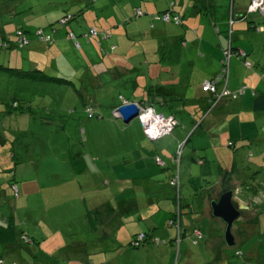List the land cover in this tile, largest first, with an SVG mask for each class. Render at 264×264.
Listing matches in <instances>:
<instances>
[{
    "label": "rangeland",
    "instance_id": "374dc122",
    "mask_svg": "<svg viewBox=\"0 0 264 264\" xmlns=\"http://www.w3.org/2000/svg\"><path fill=\"white\" fill-rule=\"evenodd\" d=\"M14 1L22 2L21 5L18 4V12L25 9L27 0ZM226 2L227 4L221 8L228 12L229 2L232 3V0ZM248 3L249 0H235V14L246 11ZM2 6L0 0V7ZM4 15L0 13L2 17L0 36L1 32H13L15 24L20 26L22 23L25 30H35L39 22L40 27L47 24L45 19H40V14L36 16L32 12L15 15L12 18L7 14ZM248 21L264 26V15L257 12L249 14L245 22L240 24L242 29H248ZM159 25L164 24L160 22ZM166 25L165 29L169 32L170 29L175 32L182 27L174 23ZM233 31V38L239 35L234 26ZM146 34L132 39L138 48L130 62L135 71L139 70L143 77L146 72V61H149L153 55L161 56L157 53L160 47L152 50V46L156 41L162 44L167 40L166 37L155 38L152 34ZM79 40L84 39L80 36ZM142 47H145V55L142 54ZM258 48L257 53L260 55L258 59L261 60H259L260 66L257 67L264 70V45ZM18 49H14V54L25 53ZM6 51L8 50L0 48L2 66L21 63V59H18V62L14 59L7 61ZM45 55L49 56V59L45 58ZM45 55L39 59V62L48 66L46 73L50 76L53 74V76H62L60 78L68 79L70 82L65 84L53 81H31L29 78H21L0 68V215L4 216V220L13 216L16 228L25 232L30 239V242H27L20 238V242L24 245L32 243V239L28 236L29 231L39 232V237L35 236L40 245L37 246L38 256L53 264H241L244 256L235 255L236 250H241L246 255L253 253V258L255 261L258 260L257 262L264 259V224H260L261 227L258 229L252 226L248 228L247 234L250 232V236L234 247L224 246L223 240L220 241V245H211L209 248L212 253L204 241L193 243L190 237L191 230L181 237L177 218L171 219L172 225L168 223V217L180 212L178 202L184 194L186 184L191 186V191L197 190L192 196L197 198L196 195L201 193L200 182L183 181L180 183V187L183 188L180 195H177L173 188L172 190L164 188L161 196L158 193L145 194L142 190L135 189L137 187L132 181H128L141 173L162 172L158 165L140 168L141 164L137 166V163L149 160L153 154L154 158L168 159L169 156L172 159L173 153H177L175 134L184 131L183 128L188 126L185 124L190 120L188 115L181 116L177 110L169 114L163 111V115L174 117V124L169 133L153 141L149 140L137 116L128 123H125L121 117H118L120 119L115 123V118L110 116L113 99L117 98L119 93L114 89L113 84L100 87L92 85V79L89 77L97 74L95 68L106 67L105 61L96 58L95 64L91 66L93 69H90L91 67L80 64L79 56L67 46L59 50L57 47ZM161 58V63L166 65L173 63L172 59L175 57L164 53V57ZM183 66L185 67L184 63ZM221 66L220 62V68ZM197 73L193 75V84L201 76H206L200 69ZM100 75L102 80H110L106 73ZM121 90L127 96L129 89L121 87ZM12 94L13 98L26 99L27 104L33 107L32 113L23 116L6 115L10 113H6L7 105L2 101H11L12 98L7 96L10 97ZM89 99L94 101L95 111L103 114L102 118L87 117L88 112L83 109L82 103ZM153 109L161 113L158 109ZM180 117L184 118V122L180 121ZM259 117L256 114L252 116L253 120L257 119L258 124L261 122ZM195 126L190 131H193ZM254 127L256 126L243 124V130L249 134L254 132L251 131ZM84 128L85 133H81ZM263 132L264 128L259 130V133ZM186 136L187 134L180 142L183 145ZM189 140L188 153L191 152L189 144L194 142L191 138ZM204 150L207 156L211 155L210 148ZM208 162L209 158L204 157L203 164L206 165ZM133 163H136V166ZM176 163L177 159H174L171 165L176 167ZM205 171L209 177L210 171L208 169ZM256 176L254 175L253 182L250 183L253 187L252 191L260 190L259 193L264 196V179ZM11 183L15 184L16 192ZM195 198L190 200L195 202ZM131 199L140 201L142 207L133 210L134 213L129 211L113 215L114 217L106 220L103 226L108 230L109 237L103 240L95 239L99 232L95 231L94 227L100 228V220L104 223L101 219L102 215L107 216L113 209L117 211V207L111 206H115L118 200L120 202ZM103 201L111 205L110 209H104L98 215L94 214L96 222L93 225L90 216L86 220L81 210L84 211L87 206ZM149 202L157 204L159 209L149 207ZM181 202L184 200L181 199ZM198 224L200 227L204 225L207 227L208 222L199 219ZM163 230L164 234L161 233ZM151 232H153L152 240L149 238L146 240L147 236H145L136 244H131L139 235H149ZM236 234L239 237V231ZM90 241L94 242L90 243ZM77 242L90 243L85 245L90 252V256H87L88 263L67 259L72 249L74 250L70 246ZM28 250H24L27 256H29ZM219 251L224 257L222 260L224 263L220 259H214V254ZM78 257L82 260L81 254Z\"/></svg>",
    "mask_w": 264,
    "mask_h": 264
},
{
    "label": "crops",
    "instance_id": "0c3cea01",
    "mask_svg": "<svg viewBox=\"0 0 264 264\" xmlns=\"http://www.w3.org/2000/svg\"><path fill=\"white\" fill-rule=\"evenodd\" d=\"M226 1L27 0L25 9L18 12L17 7L21 1L1 0L3 6L0 7V13L7 14L9 18L32 12L36 16L40 14V19H45L47 23L59 17L65 11L76 15L67 26L57 29L55 41L52 45L46 46L33 40L28 47L24 48V51L22 50V52H25L22 53L23 55L20 53L14 54V49L8 50L9 52L6 51L7 61L14 59L18 62V59H21V63L14 64V66L24 67L26 64L25 66L28 65L30 68L37 67V65H41L39 59L43 58L45 54L50 53L57 47L59 50L67 46L79 56L80 61L78 62L80 64L91 67L95 64L96 58L101 60L102 57L97 42L95 40H81L80 47L76 49L72 45L71 40L67 39L66 32L70 30L76 35H80L91 26L98 30H108L112 34V43L116 45V48L113 52H107L104 55L103 61H105L106 67H102L99 70L106 69L110 80H102L100 74L89 75V78L92 79V85L105 86L113 84L114 89L119 91L118 94L127 101H139V98L145 97L147 93L164 95L163 98L157 97L155 99L156 101L164 100L167 103L156 104L154 108L161 113L166 111L167 114L175 113L177 110L181 116L188 115L190 117L189 121L186 120L185 124L188 126L183 128L184 131H179L175 134L176 138L174 140L177 146L182 142L185 134L188 136L185 138L186 141L176 167L171 165L175 153H173L172 159L169 156L168 159L161 158L163 161L162 165L156 163L153 154L149 160L139 162L137 166L141 164L140 168L144 166L151 168L158 165L162 172L141 173L138 177H133L128 181H132L137 187L135 189L142 190L145 194L158 193L161 196L164 188L172 190L173 187L169 184V180L176 172H178L180 183L183 181L200 182L201 193L196 195L197 198L192 197L193 194L197 193V190L191 191V186L188 184H186L187 187H184V194L179 198L180 222L178 221L177 224H180L183 236L189 230H199L201 238L197 242L204 241L208 248L213 244L220 245V241H224V223L219 218L212 216L210 210V201L217 199L222 190L231 188L235 191L234 197L242 203L240 208L242 217L237 220L236 224V221L233 223L231 231L235 241L234 246L250 236V232L247 234L248 228L252 226L258 229L264 224V196L261 195V192L259 193L260 190L252 191L253 187L250 185L253 182L254 175L264 179V132L259 133V130L264 128V108L255 106L256 96L264 93V70L257 67L258 65L260 66L259 60H261L258 59L260 55L257 53V49L264 45V26L252 24V21H248L251 22L247 26L248 29H242L240 24L245 22L249 14L245 15V18L242 16L246 11H240L235 14V0H232V3L229 2V9L226 12V10L221 8L227 4ZM172 2L173 12L181 17V26L183 27H180L175 32L172 29H170L171 32L167 31L165 29L167 28V23H162L159 20L152 21L151 17L154 13L164 11ZM55 3L56 5H53ZM51 5L55 9L54 12L49 11ZM134 8H140L143 14L138 17H132ZM151 22H153L152 29L149 27ZM156 22H161L164 25H159ZM15 25L13 31L18 27L24 28L22 23H20V26ZM40 25L39 22L36 27H40ZM233 26L239 33L234 38ZM146 33L152 34V37L155 38L166 37L167 40L162 44L156 41V44L152 46V50L160 47L157 53L161 56L155 54L156 56L153 55L149 61H146V72H144L145 77H143L138 72L139 70L135 71L130 62L133 60L135 50L138 48L135 41L134 43L132 42V39L139 36L143 37L147 35ZM10 34L12 32H1L0 37H8ZM164 43L166 44L163 45ZM228 47H230L231 51L244 52L243 57L236 55V52L229 57L227 81L228 89L243 88V93L234 100L225 98L217 106L208 108L206 95L200 91L199 85L201 81L212 77L220 69L223 52ZM164 53L172 54L175 57L172 59L173 63L166 65L161 63L160 58L164 57ZM142 54L145 55V47H142ZM19 55L21 56L19 57ZM46 57L49 59V56L45 55ZM27 59L29 62L26 61ZM244 60L249 62V66L243 64ZM41 66L45 70L48 67L47 65ZM90 69L93 68L91 67ZM198 69L202 70L206 76H201L193 84V75L198 74ZM121 87L129 89L127 96L122 93ZM7 98L13 99V94L10 97L7 96ZM24 100L26 101V99ZM88 101H91V99ZM113 102L114 104L119 103V96L117 98L114 97ZM26 113L28 112L6 115L23 116ZM252 113L260 116L261 122L259 124L257 119L253 120ZM118 119L120 118H115L114 122L117 123ZM181 120L184 122V118L180 117ZM124 122L128 123L129 121L126 122L124 120ZM178 124L180 125V122ZM243 124L251 127L255 125L256 127L251 128V131L253 130L254 132L249 134L244 131ZM194 125H196L195 128L190 131ZM85 130V128L82 129L81 133H85ZM190 138L194 142L189 144L191 152L188 153L187 143ZM204 148H210L211 155L207 156ZM204 157L209 158V162L206 165L203 164ZM143 158L146 159L145 157ZM133 165L136 166V163H133ZM206 169L210 171L209 177L205 174L207 172L205 171ZM182 189L180 187L176 194L180 195ZM190 198H195L196 201H191ZM181 199L184 202H181ZM148 205L151 208L157 207V210L159 209L155 203L149 202ZM110 206L106 201L97 202L87 206L84 211L81 210V213L86 220L90 216L94 225L96 221H94L93 215L102 213L104 209L109 210ZM111 207H117V211L113 209L107 216L102 215L101 219L104 223L100 220V228L94 227L95 231L99 232L95 239L103 240L109 237L108 230L103 227L106 220L113 218L116 214H124L129 211L134 213L133 210H138V207H142V204L137 199L121 200L120 202L118 200L116 205ZM153 213L155 214L156 211ZM0 216L5 219L4 216ZM12 218L13 216L10 219H6L4 224L0 222L4 226L0 228V264H53L49 260L38 256L37 246L40 245H38L39 242L35 236L39 237V232L29 231L28 236L32 239V243L24 245L19 240L25 232L23 233L21 229L16 228ZM168 218L170 219L171 217ZM199 219L204 220L206 223L208 222L207 227L205 225L200 227L198 224ZM6 222L9 223L6 224ZM191 226L192 229H190ZM238 231L239 237L236 234ZM161 233L164 234L165 231L163 230ZM149 235L153 237V232ZM190 237L193 239L192 232ZM113 240L118 244L115 239ZM93 242L90 241V243ZM90 243L77 242L71 245L70 247L74 248V250L72 249L71 254H69L70 257H67V259L70 258L69 261L74 262L82 261L83 263H88L87 256H90V252L85 245ZM24 250L29 251V256L24 253ZM209 250L213 253L210 248ZM237 252H240V254H237ZM234 253L238 256H244V261L241 264H264V259L259 260V262H257L258 260L255 261L253 253L246 255L241 250H236ZM80 254L82 255V260L78 257ZM214 256V259L224 260L220 251ZM222 262L224 263V261Z\"/></svg>",
    "mask_w": 264,
    "mask_h": 264
},
{
    "label": "trees",
    "instance_id": "16d2710c",
    "mask_svg": "<svg viewBox=\"0 0 264 264\" xmlns=\"http://www.w3.org/2000/svg\"><path fill=\"white\" fill-rule=\"evenodd\" d=\"M250 2H251V0H249V3H248V5L250 4ZM53 5H56V3L55 4H53ZM248 5H247V7H248ZM49 11L50 12H54L55 11V9L53 8V6L51 5L50 7H49ZM164 13H169V16H170V19L169 20H167V21H163L162 19H161V16H162V14H164ZM251 13H253V12H248L247 11V9H246V13L245 14H243V16L242 17H244L245 18V15H247V14H251ZM143 14V11L140 9V8H134V10H133V13H132V17H138V16H141ZM75 16L76 15H74V14H71V13H69L68 11H65L62 15H60L59 17H56L55 19H53V20H51V21H49L45 26H43V27H36L35 28V30H25L23 27H18V28H16L13 32H12V34H10L8 37L6 36V37H1V39H0V48L1 49H5V50H10V49H15V48H19L18 50H24V48H26V47H28L29 45H30V43H31V41H33V40H35V41H37V42H41L42 44H44V45H46V46H50V45H52L53 43H54V41H55V32H57V29L59 28V27H65V26H67L70 22H71V20L73 19V18H75ZM174 16H176L177 18H178V21L176 22V21H174L173 20V17ZM152 21H156V20H159V21H161L162 23H174V24H176L177 26H181L182 25V22H181V17L178 15V14H176V13H174L173 12V2L172 3H170L169 5H168V7L164 10V11H161V12H158V13H154L152 16ZM230 22H231V20H230ZM232 22H233V18H232ZM229 23V22H228ZM231 24V23H230ZM248 24L250 25L251 24V22H248ZM149 27L150 28H152L153 27V22H151L150 23V25H149ZM91 29H93V31H94V33H91L90 32V30ZM38 30H40V32L44 35V36H49V40H40L39 39V37L38 36H36V32L38 31ZM22 34L24 37H26V39H27V43L25 44V45H23V46H18V44L16 43V41H17V36L18 35H20V34ZM70 33H72L73 35H74V38H70V37H68V35L70 34ZM82 37L84 40H86V41H91V40H95L96 42H97V44H98V46H99V50H100V53H101V55H102V57H101V60L100 61H103V57H104V55H106V53L107 52H113L114 50H115V48H116V45L114 44V43H112V34L108 31V30H98V29H96L94 26H91V27H89L86 31H84V32H82L80 35H76L74 32H72V31H70V30H67V32H66V37H67V39H69V40H71V42H72V45L76 48V49H78L79 47H80V40H79V37ZM76 43H78L79 44V47H76ZM227 49V48H226ZM225 49V50H226ZM224 50V51H225ZM7 52H9V51H7ZM236 52V50L234 51H231V54H234ZM244 56V55H243ZM243 56H239V57H243ZM223 59V58H222ZM27 62H29L28 61V59L26 60ZM244 62H247V61H243V64H244ZM248 63V66H249V62H247ZM26 65V64H25ZM24 65V67H18V66H9V65H5V66H2L1 64H0V68H3V69H6V70H8V71H10V72H12V74H14V75H17V76H19V77H21V78H29V79H31V81H33V80H39V81H53V82H58V83H67V82H70V81H68V79H64V78H60V77H62V76H60V77H58L57 75L56 76H50V74L49 73H46V70L41 66V65H37V67H33V68H30L28 65L27 66H25ZM245 65V64H244ZM246 66V65H245ZM95 72L97 73V74H104V73H106L107 74V71H106V69L105 70H99V69H95ZM219 72V71H218ZM49 74V75H48ZM216 74V73H215ZM214 74V75H215ZM110 75H112V74H110ZM213 75V76H214ZM212 76V77H213ZM212 77H209V78H207V79H210V78H212ZM227 81H228V79H227ZM201 83H202V81H201ZM201 83H200V85H199V89H200V91L203 93V94H205L206 95V102L208 103V108H213V107H215V106H217L218 104H220L225 98H228V99H232V100H234V99H236L240 94H242V93H240L239 91L242 89L243 90V88H238V89H236V90H231V91H235L237 94H236V96L235 97H233V96H226V97H224V98H222L217 104H215V105H213V99H214V93H212V92H210V91H203L202 89H201ZM101 85H97V86H95V87H100ZM94 87V88H95ZM220 88H221V86H219L218 88H217V90L219 91L220 90ZM226 88L228 89V86H227V83H226ZM75 90V89H74ZM230 90V89H229ZM217 91V92H218ZM78 94H79V92H78ZM118 96H119V99H120V102L119 103H116V104H112L111 105V112H110V116H112V118H116L113 114H112V111L114 110V109H116L119 105H120V103H121V100L122 99H124L123 98V96H121V95H119L118 94ZM163 96L164 95H155V94H153V93H147V95L145 96V97H141V98H139V101H136V102H138V103H140V104H142V106H144V107H147V106H149V107H151V108H154V106H156V104H166L167 103V101H165L164 102V100H161V101H156V99L155 98H157V97H161V98H163ZM256 96V95H255ZM155 99V100H154ZM21 100H23V101H21ZM129 101V100H128ZM135 101V100H134ZM133 100L132 101H129V102H134ZM2 102H4L6 105H7V110H6V112L7 113H25V112H28V113H32V111H33V107L31 106V105H29V104H27L28 102L27 101H25L24 100V98H13L11 101H6V100H3ZM93 100H91V101H87V102H83L82 104V107H83V109H85L87 112H88V116L87 117H97V118H102L103 117V114H101V113H97L96 111H95V108H94V105H93ZM25 103H26V105H25ZM255 106H258V107H261V108H264V93H261V94H258L257 96H256V99H255ZM27 108V109H23V108ZM88 109H90V110H88ZM28 110V111H27ZM123 120V119H122ZM124 121V120H123ZM155 160V159H154ZM171 179V178H170ZM170 181V180H169ZM169 184H170V182H169ZM171 185V184H170ZM179 185H180V182H179ZM13 186H15V184L14 183H12V187ZM172 186V185H171ZM16 187V186H15ZM174 189H175V187L174 186H172ZM180 187V186H179ZM178 191H179V188H178ZM175 192L177 193V191H176V189H175ZM178 205H180V202H178ZM177 216H178V218H177ZM174 217L175 218H177L178 219V221H179V213H176V215H174L173 217H171L170 219H169V221H168V223L170 224V225H172L171 223H172V221H171V219L172 220H174ZM0 222H1V224L3 223L4 224V222H5V220L3 219V218H1V216H0ZM180 222V221H179ZM9 222H6V224H8ZM0 224V228L3 226V225H1ZM4 227V226H3ZM180 228V227H179ZM178 228V229H179ZM177 229V230H178ZM177 230H176V232H177ZM197 230V229H196ZM199 231V230H198ZM23 235H25V234H23ZM144 235V238H145V236H147L146 237V240L149 238V239H151L152 240V237H150V235H148V234H143ZM22 236V235H21ZM183 235H182V233H181V237H182ZM192 237H193V243L195 244L197 241H198V239H200V238H194V236H193V231H192ZM21 238V237H20ZM21 240H22V238H21ZM150 240V241H151ZM134 241H135V239H133L132 240V242H131V244H134ZM237 254H240V252L238 253L237 252Z\"/></svg>",
    "mask_w": 264,
    "mask_h": 264
},
{
    "label": "built area",
    "instance_id": "2783aa9c",
    "mask_svg": "<svg viewBox=\"0 0 264 264\" xmlns=\"http://www.w3.org/2000/svg\"><path fill=\"white\" fill-rule=\"evenodd\" d=\"M247 11L248 12H253V13L257 12V13H259L261 15H264V0H251L250 4L247 7ZM161 19L163 21L169 20L170 19L169 13L162 14ZM173 20L177 22L178 18L176 16H174ZM90 32L94 33L93 29H91ZM36 36H38L40 40H49V36L48 35L44 36L40 32V30H38L36 32ZM68 37L74 38V35L72 33H70L68 35ZM27 42L28 41H27L26 37H24L22 34L17 36L16 43L18 44V46L21 47V46L25 45ZM75 45H76V47H79L78 43H76ZM236 55L243 56L244 52L243 51H236ZM230 56H231V49H230V47H228L223 52V59L221 60L222 66L220 68V71L217 72L212 78L205 79L201 83L203 91H210V92L214 93L213 105L217 104L222 98H224L226 96L230 95V96L235 97L236 94H237L235 91H231V90L226 88V83H227V79H228V67H229V57ZM244 64L246 66H248L247 62H244ZM219 86H221V88L218 91L217 88ZM239 92L242 93L243 90L241 89ZM128 103L129 102L127 100L122 99L120 105H124V104H128ZM132 103L135 104L138 107V109H139V113H138L137 117H138L139 122L141 123V126H142V129H143V132H144L145 136L149 140L153 141V140L157 139L158 137L163 136V134L165 135V134L169 133V131L171 130V128H172V126L174 124V120H175L173 116H170V115L169 116H165L163 114L157 113L154 110H152L151 107H149V106L144 107V106H142V104H140V103H138L136 101H134ZM119 106L112 111V114L116 118L121 117V113L118 110ZM149 109H151L153 111V117L147 123H144V122L141 121L140 117H141V115L143 113L147 112ZM88 110H90V109H88ZM153 123H155L156 127H155V129H153V132L150 135L148 133L147 129ZM182 146H183V143H180V144H178L177 149H176L177 153H175L174 159H177V162H178V160L180 158L179 155H180V149H182ZM155 161H156L157 164H160V165L163 164V161L159 157H156ZM169 182H170V184L172 186L175 187V189H176V191L178 193V188H179V175H178V172H176L171 177ZM12 188H13L14 192H16V187L13 186ZM194 231H193L194 238H197V239L200 238L201 237L200 231H198V230H194ZM21 238L24 241H27V242L30 241V239L26 235H22ZM143 238H144L143 234L139 235L135 239L134 244H136L137 241H139V240H141ZM0 262H1V260H0Z\"/></svg>",
    "mask_w": 264,
    "mask_h": 264
},
{
    "label": "water",
    "instance_id": "95a60500",
    "mask_svg": "<svg viewBox=\"0 0 264 264\" xmlns=\"http://www.w3.org/2000/svg\"><path fill=\"white\" fill-rule=\"evenodd\" d=\"M118 110L121 113V118L126 122L139 113L138 107L133 103L121 105ZM234 196V190L225 189L219 193L217 199L210 201L211 215L224 223L223 239L227 247L234 246L235 241L231 233L233 223L242 217L240 210L242 203Z\"/></svg>",
    "mask_w": 264,
    "mask_h": 264
},
{
    "label": "clouds",
    "instance_id": "9594fccd",
    "mask_svg": "<svg viewBox=\"0 0 264 264\" xmlns=\"http://www.w3.org/2000/svg\"><path fill=\"white\" fill-rule=\"evenodd\" d=\"M152 117H153V111L149 109L147 112L141 115L140 119L142 122L147 123L150 119H152ZM155 127H156L155 123H153L148 127L147 131L150 135L152 134L153 129H155Z\"/></svg>",
    "mask_w": 264,
    "mask_h": 264
},
{
    "label": "bare ground",
    "instance_id": "6f19581e",
    "mask_svg": "<svg viewBox=\"0 0 264 264\" xmlns=\"http://www.w3.org/2000/svg\"><path fill=\"white\" fill-rule=\"evenodd\" d=\"M201 89H202V87H201ZM202 90H203V89H202ZM129 103H132V102H129ZM129 103H128V104H129ZM120 106H121V105H120ZM120 106H119V107H120ZM151 109L154 110L153 108H151ZM154 111H155V110H154ZM155 112H156V111H155ZM160 114H162V113H160ZM170 116H172V115H170ZM123 120H124V119H123ZM194 232H195V231H194ZM193 236H194V235H193Z\"/></svg>",
    "mask_w": 264,
    "mask_h": 264
}]
</instances>
